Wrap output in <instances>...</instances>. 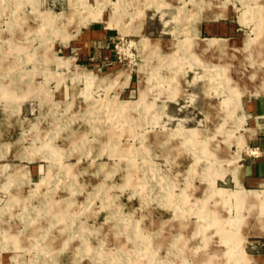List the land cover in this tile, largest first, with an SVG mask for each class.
I'll list each match as a JSON object with an SVG mask.
<instances>
[{"label": "rangeland", "instance_id": "rangeland-1", "mask_svg": "<svg viewBox=\"0 0 264 264\" xmlns=\"http://www.w3.org/2000/svg\"><path fill=\"white\" fill-rule=\"evenodd\" d=\"M259 138L264 0H0V264H264Z\"/></svg>", "mask_w": 264, "mask_h": 264}, {"label": "crops", "instance_id": "crops-1", "mask_svg": "<svg viewBox=\"0 0 264 264\" xmlns=\"http://www.w3.org/2000/svg\"><path fill=\"white\" fill-rule=\"evenodd\" d=\"M93 21L97 22L86 25L79 38L70 47V50L74 49L79 54L78 57L88 60V63H98L113 56L110 46L113 36L111 30L107 25L98 22V20ZM253 142L264 148V138H259ZM246 160L243 163L244 180L249 184H256L264 179V156L251 157Z\"/></svg>", "mask_w": 264, "mask_h": 264}, {"label": "built area", "instance_id": "built-area-1", "mask_svg": "<svg viewBox=\"0 0 264 264\" xmlns=\"http://www.w3.org/2000/svg\"><path fill=\"white\" fill-rule=\"evenodd\" d=\"M117 46H118V44H116ZM118 57L121 59V55L120 54H118Z\"/></svg>", "mask_w": 264, "mask_h": 264}]
</instances>
